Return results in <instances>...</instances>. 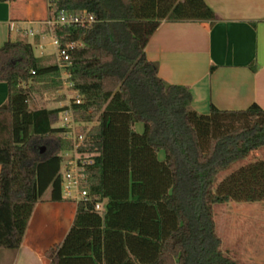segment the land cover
Here are the masks:
<instances>
[{
    "label": "trees",
    "instance_id": "obj_1",
    "mask_svg": "<svg viewBox=\"0 0 264 264\" xmlns=\"http://www.w3.org/2000/svg\"><path fill=\"white\" fill-rule=\"evenodd\" d=\"M60 11L95 19L52 29L80 97L70 104L75 120L94 122L77 129L86 136L78 151L92 154L91 199L77 203L65 238L45 253L49 264H239L221 250L213 207L264 200V160L217 180L264 147V109L210 104L208 113H198L189 88L159 77L145 54L162 21L212 22V9L204 0H55L47 19ZM60 71L56 63L42 65L29 42L0 46V81L8 87L0 106V248L20 246L45 193L63 200L61 152L71 142L55 124L67 106L29 109L24 85L59 78ZM97 201L102 210L94 209Z\"/></svg>",
    "mask_w": 264,
    "mask_h": 264
},
{
    "label": "crops",
    "instance_id": "obj_2",
    "mask_svg": "<svg viewBox=\"0 0 264 264\" xmlns=\"http://www.w3.org/2000/svg\"><path fill=\"white\" fill-rule=\"evenodd\" d=\"M204 1L214 20L162 21L145 45L147 59L156 63L167 83L189 88L191 108L198 113H208L210 104L234 110L256 103L264 109V0ZM47 17V0L0 2V46L13 40L14 33L22 34L20 25L27 23L37 25V43L40 36L53 39ZM7 95V84L0 81V106ZM252 154L264 160V147ZM47 197L48 192L33 206L20 246L0 248V264H49L45 253L65 238L77 204ZM228 203L233 204L228 225L221 229L215 222L221 250L233 253L239 246L238 257L230 258L239 264H264V200Z\"/></svg>",
    "mask_w": 264,
    "mask_h": 264
},
{
    "label": "rangeland",
    "instance_id": "obj_3",
    "mask_svg": "<svg viewBox=\"0 0 264 264\" xmlns=\"http://www.w3.org/2000/svg\"><path fill=\"white\" fill-rule=\"evenodd\" d=\"M22 34H20L18 37L16 33L13 35V40H22V41H27L32 45V50L33 54L41 59V64L42 65H49L56 63L58 64L59 58L56 54V50L52 44V38L50 36H45L41 37L39 42H36L35 38V33L37 32V25L34 24H21L20 25ZM42 46L41 48L39 46ZM43 53V55H42ZM45 54V56H44ZM62 70L60 71V76L59 78H54V77H47L45 80H29L27 83L24 85L29 89V99H28V108L29 109H36V108H41V107H64L66 105H70L73 98L76 97L75 92L72 90L71 83L68 81V76L64 72V69L61 68ZM59 79V80H58ZM57 81H60L58 84ZM63 105V106H62ZM75 118V117H74ZM62 117L59 115V119L57 123L55 124L56 126H63L62 123ZM78 122V121H76ZM94 122L92 123H75L73 126L75 127V131L77 132L78 127L85 126V129L87 130L91 125H93ZM133 129L141 133L143 131V123L142 122H136L133 125ZM69 150V149H66ZM61 155H70L68 152L65 154L63 151L61 152ZM158 157L160 159L164 158V151L160 150L158 152ZM257 159V156H254L251 154L250 157L240 161L236 162L230 169H228L225 172H222L219 177L218 181H220L222 178H224L227 174L232 172L233 170L239 168L242 165L247 164L250 161H253ZM62 165V164H61ZM61 171H63V168L61 167ZM231 208H233V204H229L228 202L223 203V204H215L213 207V215H214V220L217 222L219 227L223 229L226 225H228V219H227V214L229 211H231ZM229 218V216H228ZM226 246V245H225ZM241 248L237 246L235 251L233 253H227L226 251H223L226 253L227 256H234L238 257V254H240Z\"/></svg>",
    "mask_w": 264,
    "mask_h": 264
},
{
    "label": "built area",
    "instance_id": "obj_4",
    "mask_svg": "<svg viewBox=\"0 0 264 264\" xmlns=\"http://www.w3.org/2000/svg\"><path fill=\"white\" fill-rule=\"evenodd\" d=\"M54 1L55 0H47L48 10L52 11ZM94 21V17L85 11L76 13H64L63 11H60L56 16L48 18L46 24L53 29L55 25L86 26L92 24ZM52 44L60 61L58 65L60 68H63V62L68 59L66 48H60V43L54 36ZM68 46L70 45H66V47ZM73 91L76 94L73 101L76 104L80 103L79 95L75 90ZM66 106L67 107L60 113V116L62 117V127L66 129L63 133L64 137L71 142V148L63 151L65 154L68 152L70 155H61L62 160L59 171L61 174V193L64 199L73 201L77 204L79 202H87L91 199V196L88 193L86 166L92 162V154L78 151V147L84 142L86 136L84 133H78L75 131L73 125L78 122H76L74 118L71 106ZM61 167L63 168V171H61ZM94 209L97 211L102 210L103 202H95Z\"/></svg>",
    "mask_w": 264,
    "mask_h": 264
}]
</instances>
